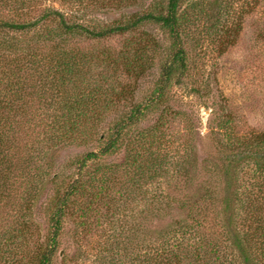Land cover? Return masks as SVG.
Returning <instances> with one entry per match:
<instances>
[{"label": "trees", "instance_id": "trees-1", "mask_svg": "<svg viewBox=\"0 0 264 264\" xmlns=\"http://www.w3.org/2000/svg\"><path fill=\"white\" fill-rule=\"evenodd\" d=\"M187 1L0 0V264H264V131L241 130L239 112L224 101L201 156L194 135L176 141L164 131L170 114L196 128L194 115L173 109L169 94L188 87L192 57L183 31L207 12L202 0L184 7ZM239 3L211 2L218 19L227 14L220 52L237 43L247 11L264 17V0ZM125 6L133 9L122 12ZM93 10L119 14L102 20ZM148 24L165 34L170 50L155 88L139 101L138 82L157 61ZM115 37H124L119 49L100 45ZM189 92L200 95L198 86ZM157 111L153 125L138 128ZM95 141L100 148L77 154L69 174L52 176L43 233L33 215L50 151ZM122 148V164L105 163ZM114 179L120 196L140 198L142 208L127 228L120 225L125 236L115 247L107 238L89 262L68 257L60 249L65 220L78 218L77 227L91 232L98 203L120 208L112 203Z\"/></svg>", "mask_w": 264, "mask_h": 264}, {"label": "rangeland", "instance_id": "rangeland-1", "mask_svg": "<svg viewBox=\"0 0 264 264\" xmlns=\"http://www.w3.org/2000/svg\"><path fill=\"white\" fill-rule=\"evenodd\" d=\"M150 1L152 0H143L146 3ZM202 1L207 10L206 15L190 24L186 32L183 31L186 47L192 57V69L187 79L188 87L175 86L169 91L171 107L175 110H186L194 115L196 128L192 130L191 125L181 119L180 114H176V112H173L177 115L176 118L172 114L166 116L165 120L168 121V124L164 128L165 134L172 135L176 141H189L192 140L194 135L195 142L199 143V147L196 146L199 156H201L200 154L203 151L209 149V133L215 124V111L220 101H224V105L226 102L229 103L230 107L239 112V117L243 119L241 130L254 129L256 131H264V38L261 37V33L264 31V17L261 16L262 13L247 11L245 23L237 43L223 53L218 49V44L221 39L226 37L221 29L223 26L224 28L227 26V14L224 20L218 19L215 11L210 8L212 0ZM190 2L191 0L187 1L184 7ZM242 2L243 0L239 4H242ZM249 6H252V3ZM123 8L122 12H128L133 9L126 6ZM91 13L93 17L102 20L113 19L119 14L100 10H93ZM218 28H220V31H218ZM143 30L154 34L158 45L155 58L157 61L138 82L137 98L139 101L149 95L155 88L160 76V61L165 51L170 50V41L158 26L148 24L143 27ZM227 36L232 38L229 32H227ZM123 40L124 37H115L103 40L100 45L110 44L112 47L119 49ZM192 86H198L200 95L189 92ZM201 93L204 95L201 96ZM115 114H110L108 121L114 118ZM159 115V111L147 115L144 121L138 125V128L145 129L153 125ZM95 142L90 147L65 144L58 149L50 151L46 160L48 174L45 180L47 178V183L35 203L33 215L37 223L40 224L43 233L48 228L45 205L54 190L51 182L52 176L55 173L62 174V176L69 174L71 172V168H69L70 161L77 154L100 148L101 144ZM124 158L125 151L122 148L115 154L106 157L105 163L122 164ZM120 169L123 170V167H120ZM116 170H113L115 171V178L121 177L122 182H124L123 172ZM114 180L111 191L114 196L112 203L118 202L120 208L116 209V206L111 205V203L109 204L110 206L98 203V212L94 221L92 220L91 232H87L88 229L84 227H77L76 220L78 218H67L65 220L62 236L63 243L60 249L65 250L64 252L68 257H76L79 262H89L94 258L93 254L96 252V246L99 247L107 238L110 247H115L113 242L120 241L125 236L124 233L120 235L121 226L127 228L126 221L132 220L130 217L132 211L137 212L142 208L143 203H141L140 198L135 201H128L121 197L119 194V189L122 187L121 181ZM136 217V221L142 225L145 220L143 219V221L140 218L139 212ZM144 226L139 233L140 241L137 244V251L142 248L140 244L143 237L142 230H145ZM82 234L86 236L79 237ZM112 236L113 238H111ZM124 260V263L128 261L126 257H124ZM57 261L60 263V257L57 258Z\"/></svg>", "mask_w": 264, "mask_h": 264}]
</instances>
